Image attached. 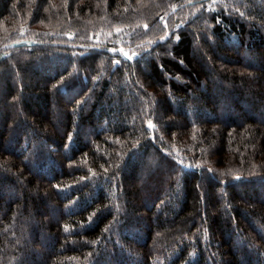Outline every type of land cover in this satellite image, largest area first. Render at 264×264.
<instances>
[{
  "label": "trees",
  "instance_id": "1",
  "mask_svg": "<svg viewBox=\"0 0 264 264\" xmlns=\"http://www.w3.org/2000/svg\"><path fill=\"white\" fill-rule=\"evenodd\" d=\"M0 264H264V0H0Z\"/></svg>",
  "mask_w": 264,
  "mask_h": 264
},
{
  "label": "rangeland",
  "instance_id": "2",
  "mask_svg": "<svg viewBox=\"0 0 264 264\" xmlns=\"http://www.w3.org/2000/svg\"><path fill=\"white\" fill-rule=\"evenodd\" d=\"M170 14V13H169ZM169 14H167L165 17H163V19L161 20V24H159V27H157V28H154L152 31H151V33H152V37H160L162 34V36H161V38H160V41H164L166 38H168L169 37V35H170V31H169V25H168V15ZM24 30H26L25 28H23ZM146 43H149L150 44V40H147L146 41ZM152 44V43H151ZM118 48H112V49H110L109 51H111V52H115V53H118L121 57H123V58H128V57H131V59L134 57V55L136 54L135 52L134 53H129V51L125 48V47H119V46H117ZM123 53H127L128 55L127 56H125ZM129 59V58H128ZM219 84H217V86H215L214 88H213V90H212V93H213V95H216V94H218V93H225L226 92V90L223 88H221V85H219ZM225 98H226V96H225ZM164 172V173H163ZM154 175V173H153V171H152V173H151V175ZM165 174V171H162V173H157V177H159V176H161V177H163V175ZM149 196H146V199H149L148 198ZM145 199V200H146Z\"/></svg>",
  "mask_w": 264,
  "mask_h": 264
},
{
  "label": "snow or ice",
  "instance_id": "3",
  "mask_svg": "<svg viewBox=\"0 0 264 264\" xmlns=\"http://www.w3.org/2000/svg\"><path fill=\"white\" fill-rule=\"evenodd\" d=\"M125 56H127L128 54L127 53H123ZM129 59H131V57H128ZM152 125L149 124V127H151Z\"/></svg>",
  "mask_w": 264,
  "mask_h": 264
}]
</instances>
